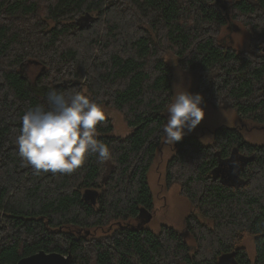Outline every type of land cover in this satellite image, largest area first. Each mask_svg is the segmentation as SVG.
I'll return each mask as SVG.
<instances>
[{"label": "trees", "instance_id": "1", "mask_svg": "<svg viewBox=\"0 0 264 264\" xmlns=\"http://www.w3.org/2000/svg\"><path fill=\"white\" fill-rule=\"evenodd\" d=\"M237 23L249 32L242 49L221 37ZM29 63L42 65L33 82ZM179 70L198 75L205 102L264 127V0H0V264L40 250L71 254L72 264H220L229 253L264 264V145L241 127H219L209 143L183 137L167 165L169 184L212 227L194 215L186 232L129 224L153 209L148 173ZM33 87L82 92L122 112L133 132L108 134L105 113L97 139L109 160L93 154L70 174L38 173L15 143L21 117L47 96ZM86 190L99 191L96 203ZM246 233L254 261L238 246Z\"/></svg>", "mask_w": 264, "mask_h": 264}, {"label": "clouds", "instance_id": "2", "mask_svg": "<svg viewBox=\"0 0 264 264\" xmlns=\"http://www.w3.org/2000/svg\"><path fill=\"white\" fill-rule=\"evenodd\" d=\"M204 97L187 89L167 106L164 142L175 144L205 119ZM105 120L102 106L79 91L50 90L44 103L21 117L16 145L22 161L36 172L72 173L95 154L103 162L110 147L97 139V126Z\"/></svg>", "mask_w": 264, "mask_h": 264}, {"label": "rangeland", "instance_id": "3", "mask_svg": "<svg viewBox=\"0 0 264 264\" xmlns=\"http://www.w3.org/2000/svg\"><path fill=\"white\" fill-rule=\"evenodd\" d=\"M227 6L229 3L225 2ZM51 23V27L54 25ZM235 26L236 24L233 23ZM238 27H225L222 30L221 37L227 43H231L235 48L242 49L244 44L249 39L248 30L237 23ZM167 62L173 66L178 64V56L171 51L167 56ZM42 65L28 64V73L31 82L36 79V75L40 72ZM174 85L175 96L186 89L192 93H197L198 75L195 72H182L179 70ZM33 90L41 96L48 94L46 87H33ZM174 96V98H175ZM104 112L112 119L113 130L108 134L118 137H126L133 132L126 121L122 112L117 109L100 104ZM203 107L206 111L205 119L196 127V129L184 137L197 136L204 143H209L212 140L214 131L219 127H241L245 138L253 144L264 145V127L253 123L249 120L244 122L234 109H216L210 103L205 102ZM168 117V116H167ZM167 123V119L165 124ZM99 131L97 130V135ZM177 143V142H176ZM176 143L168 144L162 141V144L157 152L154 164L148 173L150 187L153 193V209L148 212L146 208H141L140 215L133 220H129V224H137L140 227L158 232L163 226L172 227L178 231L186 232L187 217L189 215L196 216L201 222L213 226V220L205 217L202 213L193 207L191 201L182 194L181 185L178 183L169 184L167 180V165L169 160L176 152ZM152 216V218H151ZM117 225L106 226L99 228L96 235H102L116 228ZM189 243L193 240L187 239ZM239 247H244L252 261L256 260V244L255 237L250 233L245 234V238L238 244ZM220 264H237L233 253L224 254L219 258Z\"/></svg>", "mask_w": 264, "mask_h": 264}, {"label": "water", "instance_id": "4", "mask_svg": "<svg viewBox=\"0 0 264 264\" xmlns=\"http://www.w3.org/2000/svg\"><path fill=\"white\" fill-rule=\"evenodd\" d=\"M222 5L224 6V8L228 7L225 2ZM98 194H99L98 190H86L84 193V198L89 202L96 203V198ZM72 263H73V255L71 254L66 255L64 253L57 251L49 252L45 250H40L37 253L23 257L16 264H72Z\"/></svg>", "mask_w": 264, "mask_h": 264}, {"label": "bare ground", "instance_id": "5", "mask_svg": "<svg viewBox=\"0 0 264 264\" xmlns=\"http://www.w3.org/2000/svg\"><path fill=\"white\" fill-rule=\"evenodd\" d=\"M238 113V112H237Z\"/></svg>", "mask_w": 264, "mask_h": 264}]
</instances>
